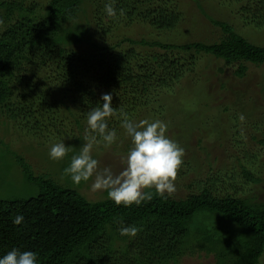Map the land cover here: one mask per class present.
Masks as SVG:
<instances>
[{
	"label": "trees",
	"instance_id": "16d2710c",
	"mask_svg": "<svg viewBox=\"0 0 264 264\" xmlns=\"http://www.w3.org/2000/svg\"><path fill=\"white\" fill-rule=\"evenodd\" d=\"M192 1L222 30L218 40L110 36L118 22L134 20L174 31L182 18L178 0H115L116 17L105 14L107 0H0V114L41 138L47 136L45 127L66 119L58 115L62 106L70 119L57 134L76 130L74 155L86 142L84 113L98 106L102 93L111 92L112 106L137 119L148 108L157 113L177 110L178 100L170 98L189 95L182 85L188 73L195 72L197 54L221 60L218 72L229 66L237 78L245 76L249 64L264 63V46L214 18L200 0ZM214 1L215 8L237 6L238 20L264 29V0ZM80 11L88 12L86 22L77 21ZM90 20L99 29L92 31ZM209 104L204 100V106ZM189 115L196 126L202 120L199 113ZM108 126L116 133L122 129L118 115L108 118ZM19 159L38 191L27 197H0V256L16 247L37 252L38 264H177L182 255L202 250L213 251L216 264H257L264 250V199L238 193L235 175L229 178L231 191L224 178L210 176L184 197L154 193L148 202L125 207L107 196L89 200L79 190L82 183L77 189L48 173L35 175ZM239 167L244 178L261 181L245 164ZM199 211L229 217L238 229L223 232L195 224L193 234L189 225ZM17 214L24 217L20 225L12 223ZM127 225L139 228L135 236L120 234L119 228Z\"/></svg>",
	"mask_w": 264,
	"mask_h": 264
},
{
	"label": "rangeland",
	"instance_id": "374dc122",
	"mask_svg": "<svg viewBox=\"0 0 264 264\" xmlns=\"http://www.w3.org/2000/svg\"><path fill=\"white\" fill-rule=\"evenodd\" d=\"M200 2L214 18L228 22L237 33L264 46V29L247 26L238 20L237 6L215 8L214 0H200ZM209 5H212V8H209ZM178 8L182 18L174 31L150 28L134 20L130 24H126L125 21L118 22L117 28L109 31L110 36L114 35L116 39L126 35L134 39L184 42L218 40L223 34L198 6H194L192 0H178ZM87 15V11H80L77 21L86 22ZM90 21L92 31L99 29L97 23ZM104 23H107L106 19ZM104 36L107 37L108 34ZM144 48L147 50L150 47ZM196 57L195 72L188 73L187 82L182 85L184 94L189 95L182 94L178 99L170 98L172 101L178 100L177 110L175 108L165 113L162 109L157 113L148 108L142 111L139 118L132 120L134 122L143 119L164 121L168 125L166 135L184 149L183 163L177 170L174 181L176 190L172 193L173 196L184 197L190 191H196L208 181L207 178L210 176L224 178V182L229 186L228 190L231 191L234 188L232 189L228 184L229 178L235 175V188L238 193L255 200H263L264 142H260V139L264 137V63L249 64L245 76L237 78L232 75V68L229 66L224 68L223 73L218 72L217 67L221 65L223 67L224 64L214 56L197 54ZM222 80L226 82L224 86L221 85ZM204 100L209 101L210 104L204 106ZM226 106L228 107L225 108ZM188 107L195 110H188ZM57 110L58 115L64 118L67 116L66 119L45 127L43 131L47 136L42 135L41 138L25 128L19 129L13 120L0 114V197H27L35 195L38 191L37 185L27 180L22 172L20 156L35 175L48 173L52 178L61 179L63 185L77 189L82 183L79 190L89 200L106 196L104 191L90 189L91 178L87 182L73 184L70 177L63 172L70 161L68 159L73 155L76 146L73 140L78 133L75 130L73 134L66 132L57 134L60 130H64L62 126H67L70 119L62 106H58ZM188 113L201 114V122L196 126L195 120H192V116ZM241 115L244 117L243 120L239 119ZM62 138L65 139L66 146H69L67 155L60 161L50 159L49 145ZM130 146V138L122 128L117 133L116 141L111 145H105L102 141L94 144L92 155L99 161V168L107 166L115 173L121 169V158L126 155ZM239 164H245L251 171H255V175H258L261 181L252 183L244 178L239 173ZM221 181L223 180H217L216 184H221ZM194 219L195 222L189 225L193 234L195 230L192 228L195 224H204L208 228L216 227L223 232L238 229L231 218L220 213L199 211ZM177 264H216L215 255L213 251L205 253L202 250L186 253L180 257ZM257 264H264V250Z\"/></svg>",
	"mask_w": 264,
	"mask_h": 264
},
{
	"label": "clouds",
	"instance_id": "9594fccd",
	"mask_svg": "<svg viewBox=\"0 0 264 264\" xmlns=\"http://www.w3.org/2000/svg\"><path fill=\"white\" fill-rule=\"evenodd\" d=\"M115 0H107L104 12L108 17H116ZM123 15V9L119 10ZM99 104L92 106L85 115V143L78 154L70 157L63 169L73 184H80L92 179V191H104L106 196L116 205L139 206L156 196L165 197L175 192L177 170L183 163L184 149L166 135L168 125L160 119H143L134 122L129 114L112 106V93H102ZM120 119V125L130 138L131 146L122 160L119 172H113L110 167L99 168V161L93 157L94 144L103 142L111 145L116 141L117 133L108 126L109 117ZM243 115L239 119L243 120ZM62 138L48 147V157L52 160H63L69 151V146ZM147 189V191H146ZM24 220L22 214H17L12 223L20 225ZM139 228L127 225L119 228L121 235L135 236ZM38 254L33 250H20L13 247L0 256V264H38Z\"/></svg>",
	"mask_w": 264,
	"mask_h": 264
}]
</instances>
